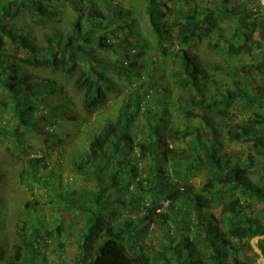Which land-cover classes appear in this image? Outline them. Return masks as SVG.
<instances>
[{"label": "trees", "instance_id": "trees-1", "mask_svg": "<svg viewBox=\"0 0 264 264\" xmlns=\"http://www.w3.org/2000/svg\"><path fill=\"white\" fill-rule=\"evenodd\" d=\"M57 2L67 3L73 13L65 34L54 27L40 44L18 31L22 19H27L29 25L54 24L57 10L52 4ZM255 2L143 0V15L154 51L165 57L166 43L178 50L171 76L180 93L175 109L187 125H177L164 136L163 126L171 120L153 118L154 124L147 122L144 137L136 140L129 129L141 112L143 94L152 90V80L143 85L146 90L139 96H127L118 121L108 122L94 137L79 166L96 168L91 177L96 183L95 192L86 202L90 207L59 196L66 210L81 215L84 221L74 264H259L251 241L264 236V16ZM88 3L89 0H0V89L12 103L19 127L42 132L67 119L73 109L70 103L60 100L39 118L27 117L28 112L34 113L37 97L54 95L55 86L53 81L21 73V68L73 77L82 108L91 113L114 92L107 72L112 70L126 78L136 73L126 60L115 62L113 69L98 62L95 51H115L118 47L124 54L132 50L150 52L148 42L139 43L138 36L119 47L106 35L107 30L114 34L115 18L133 15L130 8L127 12L117 8L110 11L106 6L110 12L105 15L96 6L85 10ZM136 24V18L126 22L129 36L135 35ZM206 40L209 50L224 52L234 66H217L210 72L193 48ZM152 55V61L156 60L157 54ZM243 57L250 62L237 63ZM0 137H11L12 142L19 143L17 129L9 131L0 125ZM186 139L189 142L185 150L177 151V146L168 149V141L184 144ZM226 141L246 146L249 152L245 160L229 156L223 147ZM135 149L138 165L143 167L147 160L151 172L141 179L134 166L123 182L126 163L121 157ZM40 160L27 159V178L22 181L26 188L33 189L28 179L30 176L31 181H36ZM199 174L204 175V182L195 187L188 180ZM256 174L254 182L251 176ZM178 180L182 181L180 185ZM108 188L113 193H130L132 198L113 199L109 194L105 198ZM145 201H149L151 209L140 215ZM132 206L136 217L128 218L123 212ZM163 209L164 214H159ZM215 209L220 211L219 219L212 214ZM34 210L32 203L24 206L28 215ZM151 224L155 231L150 229ZM150 232L159 233L158 246L145 243ZM48 235L43 236L40 228L33 227L24 232L13 252L0 246V264H44L41 250L47 247L44 237ZM259 249L264 259V239Z\"/></svg>", "mask_w": 264, "mask_h": 264}, {"label": "rangeland", "instance_id": "rangeland-1", "mask_svg": "<svg viewBox=\"0 0 264 264\" xmlns=\"http://www.w3.org/2000/svg\"><path fill=\"white\" fill-rule=\"evenodd\" d=\"M52 5L57 10L54 24L50 23L46 26L29 25L27 19H22L21 24L14 23V25L19 24L18 31L28 40L40 44L45 40L46 34L54 27L65 34L73 13L67 3L57 2ZM91 5L96 6V9L105 15L116 8L125 12L130 8L133 15L115 18L113 22L114 34H109L107 30L106 35L108 38H112L113 43L118 44L119 47L129 39L134 40L138 36L139 43L148 42L150 52L147 54L143 51L132 50L128 54H124L121 49L116 47L115 51L96 50L95 58L98 62L112 69L115 62L126 60L127 65H132L136 72L135 75L126 78L124 75H116L112 70L107 72L106 76L111 81L114 92L109 94L105 102L93 112L86 113L82 108L81 94L73 87V77L49 70L32 71L21 68V73L25 75L33 74L40 80L53 81L55 86L54 95L37 97L34 102V113L28 112L27 117L39 118L60 100H64L73 106V109L67 113V119H61L55 127H45L42 132L38 133L18 126V119L13 117L12 103L6 93L0 89V125H3L9 131L17 129L19 134V143L12 142L11 137H0V246L11 253L15 245H20L25 231L30 232L33 227L40 228L43 236L46 233L50 235L44 237L47 240V247H43L41 250L45 257L44 264H74L76 246L82 233L80 228L84 221L81 215L66 210L59 196L69 197L82 207L86 205L90 207L86 202H88V199L92 200V193L95 192L96 183L91 177L93 168L94 170L96 168L85 165L81 169L79 166L85 160L89 152V144L94 137L100 133L108 122L115 124L118 121L121 108L125 105L128 95L139 96L146 90L143 85L152 80L150 81L152 90L147 95L143 94V107L129 129V134L136 140L144 137L147 131V122L152 121L154 124L156 118L169 117V120H171L169 125L164 124L165 126H163L165 127L164 136L177 125L182 127L187 125L186 121L178 117L179 113L175 109L176 100L180 93L175 89L176 81L171 76L172 61L178 50L172 43H166L165 57H161L154 51L153 45L150 43L148 23L143 15V0H134L132 3L125 0H89V3L85 5V10ZM254 5L264 16V11L260 9V6L256 2ZM106 6L110 11L105 8ZM131 18L137 20V24L133 28L134 36H129L128 30L125 28L126 22ZM193 48L210 72H213L217 66L223 69L234 66L224 52L209 50L207 40L195 44ZM152 54H157L154 61H152V58H154ZM249 62L248 57H243L237 63ZM137 75H141L142 78L136 79ZM166 84H170L171 88ZM164 86L167 87V91H164ZM47 92L48 90L45 89V93ZM3 103H6V106ZM146 110L149 111L148 114L143 113ZM218 132L219 134L223 132L220 127ZM184 141V144H173L168 141V149L171 150L172 147L177 146L175 147L177 151L185 150L189 139ZM143 144L146 145L147 141L145 140ZM223 147L229 156L240 157L244 160L249 152L246 146L230 144L227 141L223 143ZM45 154V159L40 160ZM136 155L137 150L135 149L134 152L121 157V160L126 163L124 174L121 175L123 182L127 181L130 169L134 166L137 167V177H142L141 179L146 178L151 172L147 160L144 161L143 167L138 165ZM28 158L40 160L36 169V181H31L30 176L28 179L33 189L26 188L22 182L23 179L27 178L26 170L29 168L26 161ZM204 178L203 174H199L191 177L188 182L195 187H199L204 182ZM257 178V174L251 176L254 182ZM180 182L182 183L181 180L176 181L178 185H180ZM107 194L112 195L113 199L121 196L125 201L132 198L130 193H125L122 190L113 193L112 188H108L104 195L105 198ZM26 203H32L35 206V210L30 215L24 211ZM133 206L123 212L126 217H136ZM113 209L114 207L109 211ZM149 209H151V204H149V201H145L140 215L147 213ZM164 212L165 209L161 210L159 214H164ZM212 214L215 218H220L219 209L213 210ZM58 229L59 233L56 232ZM150 229L153 231L155 225L151 224ZM158 237L159 233L150 232L148 237L145 238V243L158 246ZM263 239L264 236L254 238L251 241V246L258 255L257 261L259 264H264L263 254L259 249V242Z\"/></svg>", "mask_w": 264, "mask_h": 264}, {"label": "built area", "instance_id": "built-area-1", "mask_svg": "<svg viewBox=\"0 0 264 264\" xmlns=\"http://www.w3.org/2000/svg\"><path fill=\"white\" fill-rule=\"evenodd\" d=\"M256 4H258L260 9L264 11V0H256Z\"/></svg>", "mask_w": 264, "mask_h": 264}]
</instances>
